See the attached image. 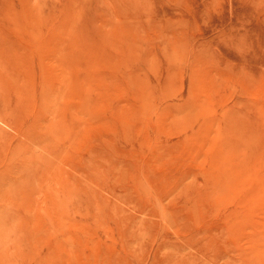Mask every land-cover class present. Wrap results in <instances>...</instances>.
<instances>
[{"label": "rangeland", "instance_id": "obj_1", "mask_svg": "<svg viewBox=\"0 0 264 264\" xmlns=\"http://www.w3.org/2000/svg\"><path fill=\"white\" fill-rule=\"evenodd\" d=\"M0 136V264H264V0H0Z\"/></svg>", "mask_w": 264, "mask_h": 264}, {"label": "bare ground", "instance_id": "obj_2", "mask_svg": "<svg viewBox=\"0 0 264 264\" xmlns=\"http://www.w3.org/2000/svg\"><path fill=\"white\" fill-rule=\"evenodd\" d=\"M1 137V136H0ZM0 139H2V138H0ZM29 153V152H28Z\"/></svg>", "mask_w": 264, "mask_h": 264}]
</instances>
